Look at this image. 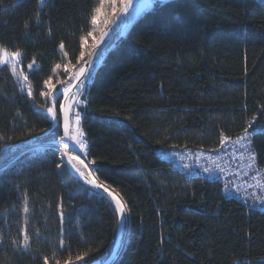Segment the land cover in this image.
Returning a JSON list of instances; mask_svg holds the SVG:
<instances>
[{"label": "trees", "instance_id": "16d2710c", "mask_svg": "<svg viewBox=\"0 0 264 264\" xmlns=\"http://www.w3.org/2000/svg\"><path fill=\"white\" fill-rule=\"evenodd\" d=\"M151 2L111 42L78 109L85 161L128 204L114 264H264V202L252 198L255 190L244 188L243 197L236 185L191 172L171 156L195 154V166L253 118V128L264 129V0ZM98 3L47 0L40 8L38 0H0V46L23 52L25 74L33 58L38 65L29 74L33 97L0 68V264H43L45 256L51 264L61 232L73 258L86 253L74 264H101L113 247L114 208L65 163L56 167L60 124L43 131L51 120L38 94L49 76L65 79V64H83L80 38ZM251 139L264 168V134ZM198 166L204 173L212 161ZM25 219L27 250L11 243L22 239Z\"/></svg>", "mask_w": 264, "mask_h": 264}, {"label": "snow or ice", "instance_id": "6c2138e0", "mask_svg": "<svg viewBox=\"0 0 264 264\" xmlns=\"http://www.w3.org/2000/svg\"><path fill=\"white\" fill-rule=\"evenodd\" d=\"M105 2H107L111 8L112 18H109V14L104 10ZM135 0H119V6L117 5V0H99V3L89 10L88 21L91 24V29L88 30L84 35L81 36V51L79 52V61H84L78 68L70 62L64 65L63 72L65 74V79L57 80L60 87H56L52 81L53 77L49 76L44 79V88L39 91V96L44 98L43 107L47 116L50 117L51 123L48 129L43 131L53 132V126L58 125L62 121L63 135L59 137V143L63 146L64 152L60 155V161L56 164L57 168H60L65 160L67 165L78 174L79 178L86 185H90L93 189L101 191L110 198L111 202L114 204V215L118 216L121 221L126 219V210L128 209V204L124 200L123 196L115 194V189L104 180H101L97 176V169H89L85 164L84 159H81L79 155L75 154L70 143L77 146L78 150L82 153H86L88 149V143L85 140V133L81 126L82 106H85V101L81 99L84 94V82L87 79L86 67H91L88 60H85V56L95 57L97 55L96 50L99 49L100 45L104 42L105 37L109 36L111 28H107L105 31H100L98 28V21L101 15L104 16L103 23L105 26L115 25L120 20L121 17H126L129 15V10L133 9ZM47 0H38V7H47ZM151 2L147 4H142L140 8L136 9L140 11L142 8H151ZM39 19V13H37V20ZM28 27V25H25ZM99 32V37L97 38L94 33ZM89 38L92 39V43L89 44ZM91 47V52H85L83 49ZM59 49L65 57L68 53L64 51L65 45L63 42L59 44ZM23 64V52L20 49L9 50L5 46H0V68L8 70L11 75L16 78L17 85L21 92L26 91L28 97L34 96L33 85L29 79V74L36 70L34 66L36 65V60L33 58L32 63L27 65L29 74H25L24 69L21 67ZM56 69L61 68L60 64L55 65ZM75 68V71L73 69ZM255 123V118L248 121L246 126L243 128V134L236 137L232 141L229 137L222 136L220 139V147L213 149V151L221 152L227 157L228 162L231 163L233 158L235 160L243 163V168L240 171L232 172L231 175L240 181L237 184V189L245 187H253L249 180L255 181V187L264 190V168H260L257 163V156L252 148V136L256 135L258 131L264 134V129L257 130L253 128ZM249 129H252L250 132ZM175 147V146H174ZM2 150V146H0ZM238 154V155H237ZM245 155H247V160L245 161ZM200 157H197L199 159ZM95 163V161H91ZM185 168L188 165H184ZM217 167H220L217 165ZM246 169V170H245ZM204 172L211 173L212 169L209 167L203 168ZM221 171L224 169L221 167ZM248 178V179H245ZM235 181H230L229 183H234ZM226 190L228 185L225 186ZM24 207L23 212L27 215L29 213L28 197L27 193L24 194ZM255 195V194H253ZM261 202H264V195L257 196ZM61 222H63V214L60 216ZM22 235V239H14L11 241L12 244L18 245L19 247L27 250L31 246L32 234L28 232V221L25 219V225L19 230ZM34 235L39 236V230H37ZM4 242V236L0 233V244ZM65 251H69L65 247V239L63 237V232H61L58 239V249L53 251L51 264H74L75 261H80L83 259L85 254L73 255L69 251V255L66 259H61L57 257V252L62 257ZM43 264H50L49 257L45 256L43 258Z\"/></svg>", "mask_w": 264, "mask_h": 264}, {"label": "rangeland", "instance_id": "374dc122", "mask_svg": "<svg viewBox=\"0 0 264 264\" xmlns=\"http://www.w3.org/2000/svg\"><path fill=\"white\" fill-rule=\"evenodd\" d=\"M151 2V0H140L136 5L135 7H133V9L131 10V12L129 13V15L127 16V19L125 21V24H124V27H123V33L124 31L128 28L129 24L137 17L139 16L140 14L144 13L145 11H148L150 10L151 8H142L140 11H137L136 9L140 8L142 4H147ZM152 4V2H151ZM117 5L119 6V0H117ZM153 6V4H152ZM104 10L109 14V18H112V12H111V8L109 6V4L107 2H105V5H104ZM103 20H104V16L101 15L100 17V20L98 21V28L100 31H103L104 28L106 27L105 24L103 23ZM94 35H96V37L98 38L99 37V32H96L94 33ZM88 43L91 44L92 43V39L89 38L88 40ZM91 50V47H87V48H84V51L87 53V52H90ZM87 56V55H86ZM85 56V57H86ZM56 78L54 80H57L58 77L60 78L59 74H56ZM92 78V77H91ZM53 80V81H54ZM91 81V80H90ZM55 86H57V81L55 82H52ZM90 84V82H89ZM50 118V117H49ZM60 137V136H59ZM59 145V138L57 140V143ZM70 146L72 147L73 149V152L79 156H83L82 152H80L77 148V146H75L74 144H71L70 142ZM238 155V154H237ZM175 161V163H178V164H181L183 167L184 165H188V167L192 168L191 172H194V173H198V174H202L203 176H206V177H209V178H213V179H216V180H220L222 183H226V184H229V185H236L240 183L239 180H237L234 176L231 175L232 172H235V171H240L241 168H243V163L242 162H239L237 160H235V158H233V161L231 163L228 162V159L227 157L224 155L223 151L221 152H212L210 153V155L208 154H203L201 156H198L200 157L199 159H196V163H195V166H193L192 163L195 162V154H193V157L192 158H188L186 156L182 157L179 153L175 152L173 155H171ZM172 157H170L172 159ZM197 158V157H196ZM247 160V155H245V161ZM209 161H212V166L210 167L212 169L211 173H208V172H202V170L200 172H197L199 170V162H209ZM86 164V163H85ZM89 166V164H87ZM217 165H219L220 167H217ZM90 167V166H89ZM223 168L224 170L221 171L220 168ZM246 170V169H245ZM245 179H248V178H245ZM230 181H235L234 183H229ZM264 182V181H262ZM249 183H251L253 185V187H250L252 189H254L255 191L253 192V194L255 195H251L252 198L254 200H259L257 199V195H259L260 193H263L264 194V190L262 189H259L257 187H255V184L256 182L255 181H251L249 180ZM244 188H249L247 187V185H245V187H242V188H239L237 189L240 193L242 191V196L245 197L246 194H243V193H246L247 190H243ZM239 196L241 194H238Z\"/></svg>", "mask_w": 264, "mask_h": 264}, {"label": "water", "instance_id": "95a60500", "mask_svg": "<svg viewBox=\"0 0 264 264\" xmlns=\"http://www.w3.org/2000/svg\"><path fill=\"white\" fill-rule=\"evenodd\" d=\"M139 1L140 0H135L134 7ZM131 10L132 9L129 10V13L131 12ZM126 18H127V16L121 17L120 20L117 22V24L106 26V28L103 31L107 30V28H111V31L109 33V36L105 37L104 42L100 45L99 49L96 50L97 55L95 57H88V56L86 57L85 60H88L90 62L91 67H88L87 65H85V67L87 69L86 70L87 79L84 82V91L88 88L90 78L95 73L98 64L101 62V60L106 55L107 50H108L111 42L121 32ZM91 51H92V49H91ZM60 131H61V135H63L62 121L60 123ZM58 148L61 152L65 151L61 144L59 145ZM71 149H72V147H71ZM72 151H73V149H72ZM80 158L84 159L82 156H80ZM84 161H85V159H84ZM85 163H86V165L88 164L87 161H85ZM65 165H66L67 170L71 176H73L75 179L80 181L83 185L88 187L94 193H96V194L100 195L101 197H103L104 199H106L114 208V204L111 202L110 198L107 197V195L105 193L98 191L96 189H93L90 185L84 184V182L79 178L78 174L71 168V166L67 165L66 160H65ZM88 168L91 169L89 166H88ZM126 227H127V214H126V219L124 221H121L120 218L117 216V227H116V234H115L113 247L111 249L109 256L101 264H114L117 261V259L119 258L120 254L122 252V248H123L122 243L124 241V235L126 233Z\"/></svg>", "mask_w": 264, "mask_h": 264}]
</instances>
